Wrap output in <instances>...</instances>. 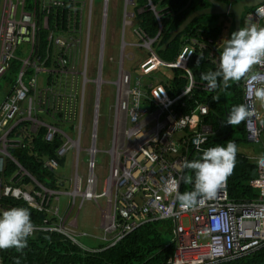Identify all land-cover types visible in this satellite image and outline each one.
<instances>
[{"label": "built area", "instance_id": "obj_1", "mask_svg": "<svg viewBox=\"0 0 264 264\" xmlns=\"http://www.w3.org/2000/svg\"><path fill=\"white\" fill-rule=\"evenodd\" d=\"M235 1L230 0V3ZM68 3L71 5V13L67 15L68 32L58 36L50 33L49 46L42 57L35 46L36 10H26V0H0V79L7 73L11 60L21 62L12 91L0 102V212L17 206L12 202L22 201L28 209L45 215L40 224L34 223L36 230L30 237L38 232L56 235L84 253L109 250L139 227L154 221L171 223V243L175 252L169 258V264H220L262 249L264 166L259 165V159L255 163L257 177L252 182L260 192L258 197L250 200L231 198L227 178L214 199L201 200L189 208L181 207L177 198L182 194L186 162L202 154L209 139L216 134L212 124L204 120L210 112L209 102L197 103L188 113L180 110L185 106L182 98L190 97L194 90L212 94L216 91L210 89L207 82H196L187 63L198 51L207 53V62L217 69L222 37L215 39L203 34L190 38L176 60L167 62L153 49L154 39L148 38L139 28L133 30L140 40V45L135 47L144 50L147 56L134 67L136 75L133 78L123 69L126 56L124 48H120L117 78L112 83L115 104L107 113L111 119V138L103 151L106 155V176L103 177L98 172L96 160L100 152V96L106 83L102 78L103 39L96 77L90 80V29L84 49L78 38L83 29L85 1L68 0ZM63 4L64 0H49L47 9L50 6L61 8ZM129 6H136V1L125 0L124 27L131 26L134 17L133 11H127ZM147 6L157 19L170 13L168 8L157 12L150 0H147ZM259 7H264V2L246 15L244 26L263 27L264 18L256 15ZM141 12L137 10V13ZM91 13L92 9L89 24ZM107 18L106 9L102 16L103 27ZM44 27L48 28V15L44 18ZM23 44L28 45L29 50L21 47ZM20 49L24 55L18 54ZM176 70L183 71L180 78L186 79L187 83L178 94L171 95L167 85L174 81ZM253 71L264 74V66H255ZM156 74L165 79L155 82ZM142 78L148 81L144 83ZM90 84L94 86L89 103L92 124L87 128L84 112ZM248 89L249 81L244 78L242 101L251 113L245 119L246 140L250 144H260L264 138V114L259 108V100L252 97ZM42 127L47 144H53L56 139L60 141L54 157L44 161L47 170L55 175L63 167H59V161L64 159L65 163L66 156L70 152L73 154L74 164L68 175L70 185L66 192L60 190L64 187L51 189L39 182L13 153L31 146ZM71 131L75 136H71ZM202 139L204 143H200ZM82 152L87 156L86 161H82ZM8 163L15 165V171L9 176ZM81 164L85 174L80 171ZM64 177L58 174L59 179ZM60 195L67 197L63 211L58 205ZM87 202L96 205L101 214L98 240L102 248L89 249L79 241L87 236L79 233L78 225L79 211ZM76 208L78 211L73 217Z\"/></svg>", "mask_w": 264, "mask_h": 264}, {"label": "trees", "instance_id": "obj_2", "mask_svg": "<svg viewBox=\"0 0 264 264\" xmlns=\"http://www.w3.org/2000/svg\"><path fill=\"white\" fill-rule=\"evenodd\" d=\"M135 1L136 6L131 7L134 13L133 27L139 28L148 38L155 39L152 44L153 49L160 59L167 62L176 60L179 51L186 45V40L190 38H197L204 34L215 39L220 36L223 40V32L227 28L226 20L231 25L229 30L231 32L228 37L230 38L231 33L234 32L231 15L200 16L188 23L171 41L167 49L158 50V48L164 47L168 43L190 14L212 7L215 1L229 4L230 0H150L157 12L166 8L170 11V13L159 19L148 9L147 0ZM48 2L49 0H26V10L30 12L36 10L35 46L39 52L38 54L42 57L45 56L47 46H49L48 36L50 33L60 35L68 32L67 15L71 13V5L68 0H64L61 8L50 6L47 9ZM254 7L245 10L242 17H246L253 11ZM139 8L143 10L141 13H137ZM46 15H48V28L44 27ZM221 48L219 53L222 51ZM137 51L139 54L143 53L142 58L137 55L138 60L147 56L144 50L138 48ZM18 54L21 56L25 53L20 49ZM198 59L199 63H197ZM50 64L49 61L48 65L50 66ZM20 66L21 62L19 60H11L7 73L0 79L3 85L6 86V94L12 91ZM187 67L196 82H207L201 79V74L216 70L213 64L207 62V53L198 51L191 56ZM181 74H183V71L176 70L174 81L167 85V90L171 95L178 94L180 89L187 83L186 79L180 78ZM242 85L243 79L239 82H230L227 93H224L222 87L217 88L213 94L196 89L190 97L185 95L182 98L181 101L185 103L184 107H180L182 113H188L197 103H210V112L204 117V120L212 124L216 134L209 139L206 145L207 148L217 145L226 147L229 141L235 142L237 147L241 143L247 142L245 120L238 125L226 126L225 129L223 124L234 106L243 105ZM214 96H219V101L213 100ZM178 105L180 106V104ZM44 131L45 128L42 127L31 146L14 150L13 153L28 171L36 175L39 182L51 189L64 187V180L60 179L62 181H58L54 173L44 167L45 159L54 157V150L60 143L56 139L53 144H47L43 139ZM234 134L237 138H234ZM201 156L202 154H198L195 158L191 157L189 162L199 159ZM59 164V167L64 165V159L60 160ZM7 166L9 176L15 171V165L8 163ZM187 176L193 177V183H186L184 179L182 194L194 189V171L187 168L185 177ZM255 177H257L255 164L249 163L245 157L237 154L234 171L228 177L229 196L234 199L244 198L246 200L254 198L252 182ZM12 203L26 207L22 201ZM29 211L33 223L40 224L45 215L34 210L29 209ZM170 228L171 223L169 221L148 223L139 227L138 230L115 247L98 253H84L61 237L38 232L32 237H28V245L22 252L15 249L0 250V264H169L168 260L175 252V247L171 243ZM86 237L83 236L82 238ZM99 246L101 247V245ZM220 264H264V247L243 258Z\"/></svg>", "mask_w": 264, "mask_h": 264}, {"label": "clouds", "instance_id": "obj_3", "mask_svg": "<svg viewBox=\"0 0 264 264\" xmlns=\"http://www.w3.org/2000/svg\"><path fill=\"white\" fill-rule=\"evenodd\" d=\"M236 2H238V0ZM256 15L264 18V7H259ZM244 18L242 17L243 25ZM87 25V27H90L91 22L90 24L88 22ZM106 25L107 20L105 21L103 29L102 21L101 39L104 41V43L102 41V46L104 48L106 45ZM122 27L124 28L123 23ZM131 27H133V25H131ZM89 41L90 36L88 44ZM122 44H124L123 41ZM81 46L83 49L84 46H87L86 43L84 44L83 39ZM222 46L223 40L221 47ZM121 47L125 50V46H120V48ZM138 61L136 64H138ZM197 63H199V59ZM258 65L264 66V27L250 24L231 33L230 38L224 43L223 50L220 53L218 68L215 71L202 73L201 79L207 81L210 89L215 90L221 87L227 89L230 86V82H239L242 79L244 81V78H247L249 81V94L264 104V74L253 71L254 67ZM219 99V96L213 97L215 101H219ZM249 115H251V113L244 105L234 106L223 124L225 126L238 125ZM204 142V139L200 141V143ZM237 152L238 148L235 142L229 141L226 147L222 145L209 147L203 150L200 159L186 162L185 167L193 170L195 173L194 189L192 191H186L183 194H178L177 198L181 207L191 208L196 206L201 200L214 199L218 191L225 184L227 178L234 171ZM258 163L260 166H264V154L261 155ZM184 179L186 183H193L192 176H187ZM59 188L60 187H57L55 189ZM62 189L63 188L60 190ZM66 191L67 190H65V192ZM35 230L36 226L32 221L31 213L28 208L16 206L0 212V250L15 249L22 252L28 245V237H30ZM97 248L98 247L89 249Z\"/></svg>", "mask_w": 264, "mask_h": 264}, {"label": "rangeland", "instance_id": "obj_4", "mask_svg": "<svg viewBox=\"0 0 264 264\" xmlns=\"http://www.w3.org/2000/svg\"><path fill=\"white\" fill-rule=\"evenodd\" d=\"M85 6L83 8V29L81 35L78 38L84 40V44H87L88 30L90 28V41L88 48V78L90 80H94L96 77L97 65L99 60L100 53V45H101V35H102V16L104 14V0H84ZM237 1V0H236ZM235 1V2H236ZM125 8V0H109L107 5V25H106V45L104 48V63H103V80H105V84L101 89L100 96V112L101 118L98 124V149L100 152L98 153L96 160L98 164V172L103 177L106 176L105 167H106V155L103 151L107 149L108 141L111 138V119L108 118L107 113L108 110L111 109L115 104V86L112 85L117 78V62L119 61V53L120 46H125V58L123 61V69L130 73L132 77H135V64L138 61L137 55L139 58H142V54H139L137 51L138 48L135 46L140 45V40L133 33L135 27L126 26L122 27L123 21V13ZM92 9L91 13V26L87 27L89 20V11ZM133 8L130 6L127 7L128 13L132 12ZM143 11L142 9H139ZM85 24V27H84ZM264 27V25H263ZM231 28V27H230ZM229 28V30H230ZM123 30V32H122ZM231 32V31H230ZM226 37L228 34L225 35ZM224 36L223 44L227 41V38ZM122 41L124 44H122ZM122 44V45H121ZM127 46V47H126ZM27 50H29V46H24ZM131 55H133V60L131 61ZM113 61H112V60ZM165 79L160 74L155 75L154 81H161ZM147 78H142V82H147ZM81 82V78H80ZM80 91V89H79ZM94 86L90 84L88 86V95H87V106L85 108L84 115V126L87 128H91V112H90V101L93 95ZM224 93H227L228 90L224 89ZM6 86L3 85L2 81H0V102L6 97ZM226 121V120H225ZM225 126V125H224ZM226 126L224 127V129ZM71 136H75L74 132L71 131ZM87 132L85 131V134ZM242 137V136H239ZM246 148L243 149L244 155L251 156H259L264 150L260 144H250L248 142L244 143ZM252 149V150H251ZM82 161H86L87 156L84 152L81 153ZM255 162V160H251ZM74 164V158L72 152L68 154L65 158V163L62 168L55 172L56 177L58 178V174L65 176L66 180L64 183V188L61 192L68 190V185H70V177L68 175L71 174L72 167ZM81 173L85 174L84 166L81 164L80 166ZM58 181H62L59 178ZM260 194L257 188H254V198L258 197ZM67 197L60 195L59 196V208L63 211L66 208ZM104 201V200H103ZM77 208L73 214V217L77 214ZM101 219V214L96 205L91 202H87L84 204L81 211L78 214V225H79V233L86 234V238H80L79 241L81 244L85 245L89 248L99 247L101 245L98 238L101 236V232L99 230V222ZM186 222V221H185Z\"/></svg>", "mask_w": 264, "mask_h": 264}, {"label": "water", "instance_id": "obj_5", "mask_svg": "<svg viewBox=\"0 0 264 264\" xmlns=\"http://www.w3.org/2000/svg\"><path fill=\"white\" fill-rule=\"evenodd\" d=\"M107 0H104V12L106 11V5ZM264 0H240L233 4L228 3H222V2H214L212 7L202 9L199 11H195L192 14L188 16V18L185 20V22L178 28L177 32L170 38L168 43L161 48H158V50H165L171 43V41L176 38L178 33L186 27V25L190 22H192L193 19L200 16L205 15H231L232 16V24H233V30L236 31L239 28L243 27L242 23V15L245 10H247L250 7L257 6L260 3H263ZM105 25V20H104ZM104 29V27H103Z\"/></svg>", "mask_w": 264, "mask_h": 264}, {"label": "crops", "instance_id": "obj_6", "mask_svg": "<svg viewBox=\"0 0 264 264\" xmlns=\"http://www.w3.org/2000/svg\"><path fill=\"white\" fill-rule=\"evenodd\" d=\"M225 19V18H224ZM222 20V19H221ZM226 23H227V28L224 30V32H223V36H225L226 34H229L230 33V31H229V28H230V24H229V22L226 20L225 21ZM243 27H246V25L244 26L243 25ZM226 37V36H225ZM227 39L229 38L228 36L226 37ZM223 46H224V44H223ZM223 46H222V50H223ZM227 90V89H226ZM258 105H259V108H260V110H261V112L264 114V104H262L260 101H258ZM230 132V131H229ZM234 138H237L236 136H235V134H234ZM260 145L263 147V145H264V138H263V141H262V143H260ZM238 152H237V154H240L241 156H243V157H245L246 159H247V161L249 162V163H253V164H255V163H257V160L261 157V155L262 154H264V152L261 154V155H259V156H251V155H244L245 153L243 152V149L244 148H246V146H245V144L244 143H241L240 145H238ZM263 150H264V147H263ZM255 160V162H253V161H251V160Z\"/></svg>", "mask_w": 264, "mask_h": 264}, {"label": "bare ground", "instance_id": "obj_7", "mask_svg": "<svg viewBox=\"0 0 264 264\" xmlns=\"http://www.w3.org/2000/svg\"><path fill=\"white\" fill-rule=\"evenodd\" d=\"M252 150V149H251ZM244 152V151H243ZM246 153V152H245Z\"/></svg>", "mask_w": 264, "mask_h": 264}]
</instances>
